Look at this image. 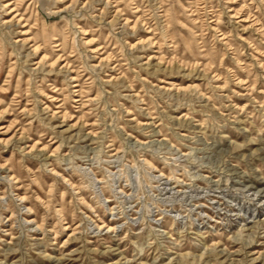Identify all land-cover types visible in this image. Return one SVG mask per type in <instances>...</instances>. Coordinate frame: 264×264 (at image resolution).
Masks as SVG:
<instances>
[{
  "label": "rangeland",
  "instance_id": "rangeland-1",
  "mask_svg": "<svg viewBox=\"0 0 264 264\" xmlns=\"http://www.w3.org/2000/svg\"><path fill=\"white\" fill-rule=\"evenodd\" d=\"M0 264H264V0H0Z\"/></svg>",
  "mask_w": 264,
  "mask_h": 264
}]
</instances>
